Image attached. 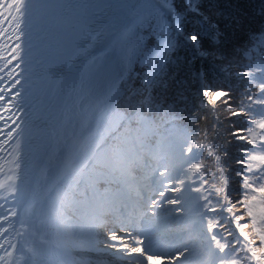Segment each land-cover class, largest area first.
<instances>
[{"label":"snow or ice","instance_id":"snow-or-ice-1","mask_svg":"<svg viewBox=\"0 0 264 264\" xmlns=\"http://www.w3.org/2000/svg\"><path fill=\"white\" fill-rule=\"evenodd\" d=\"M98 6L86 0H0V38L15 40L8 56H0L4 61L0 72L16 62L6 73L8 87H0V108L10 113L8 117L0 115L8 129L6 133L0 129V151L8 145L12 157L5 179L0 180V199L10 205L0 213V222L8 225H0V264H45L44 254L24 243L30 230L24 212L40 219L43 205L38 209L33 200L24 212L19 211L32 159L34 41L38 34L43 39L52 22L62 14L75 16L87 7ZM120 9L122 15L110 23L108 33L109 42L121 49L118 64L94 55L100 34L92 29L64 30L57 40L58 54L75 74L64 82L59 133H53L52 142L71 144L66 154L58 147L52 149L45 158L42 176L47 180L55 172L58 183L66 182L76 191L83 186L85 199L90 191L100 197L96 201L100 210L89 220L87 237L72 247L111 254L119 264H190V243L195 236L200 249L198 264H264V107L253 109V104L264 106V64L237 73L248 77L249 83L253 82V71L262 76L256 84L259 97L254 99L245 93L252 101L247 105L241 100L233 106L230 90L209 89L203 69L192 73L204 89L202 93L197 91L201 105L206 100L214 111L216 99L222 98L229 116L248 117L249 135L239 134L241 130L232 135L253 148L241 146L244 158L236 161L244 166L236 173L242 177L241 187L230 190L216 145L202 142L196 132L181 127L174 105L165 107L162 98L154 95L157 88L164 86L167 64L175 63L172 55L178 48L191 47L201 57L211 54L222 59L204 48L205 38L213 45L221 44L227 39L225 30L229 25L213 23L212 17L193 0H184L183 12L177 10L174 0H125ZM188 15L197 18V26L191 32L185 30ZM233 22L239 24L235 18ZM145 34L154 40L152 46L147 44ZM252 39L264 44V31ZM76 60L80 65L74 63ZM134 64H142L147 70L133 77ZM4 82L5 78L0 77V83ZM86 113L95 117L96 131L78 141L76 121ZM102 123L106 125L103 129ZM161 124L169 126L165 131L174 139L160 135ZM145 132L156 137L155 144L147 145ZM208 159L213 161L212 167L206 163ZM136 169L142 173L134 189L140 210L128 214L124 207L117 208L108 194L113 184L124 183ZM101 184L107 186L103 194ZM231 191L238 192L235 202ZM56 195V188L50 187L48 199ZM161 214L178 225L163 231L146 227ZM15 218H19V228ZM40 223L66 230L71 221H65L62 211L51 208ZM31 235H37L35 228ZM257 240L259 246H255ZM47 243L42 237L41 244Z\"/></svg>","mask_w":264,"mask_h":264},{"label":"trees","instance_id":"trees-1","mask_svg":"<svg viewBox=\"0 0 264 264\" xmlns=\"http://www.w3.org/2000/svg\"><path fill=\"white\" fill-rule=\"evenodd\" d=\"M199 5L205 14L212 17V22H220L221 27L226 23L229 27L225 30L227 39L219 45H213L209 38H205L204 48L209 53H214L216 57L222 56V59L214 58L213 55L207 57L199 56L195 49L191 47H180L172 55L175 63L169 62L166 67V74L163 76L164 86L157 88L154 95L162 98L165 107L173 104L178 116V124L190 131L197 133V138L205 143H212L221 156V163L225 166L229 177V189L239 190L242 177L236 175L237 171L244 168L237 164L238 159L244 158L241 146L252 150L253 145H248L246 141H239L232 133L241 130L239 134L249 135L248 117H231L223 106L222 98L216 99V108L213 111L211 105H201L200 98L197 96L199 82L193 79L192 73H199L201 69L205 73V84L211 90L224 88L230 90L233 100V106L240 104L243 100L244 105L252 103L246 98L247 95L253 98L259 97V90L256 84L261 82L260 72L253 71V82L249 83V78L237 73H244L254 69L257 65L264 64V44H258L252 39L253 35H258L264 31V0H193ZM211 3L212 7H209ZM178 11H184V0H179L176 7ZM233 18L239 21V24L233 22ZM188 23L185 30L191 32L197 26V18L188 15ZM145 40L149 46L154 44V40L145 34ZM118 64V63H116ZM133 77L142 75L146 71L142 64H134ZM139 86V81H136ZM204 90V89H203ZM200 91V90H199ZM263 106L253 104V109H260ZM252 111V110H249ZM157 123L160 124L159 119ZM168 125L161 124L160 135L165 133ZM254 127V126H253ZM259 131V130H256ZM147 145H152L156 137L151 132L143 134ZM147 147V146H146ZM225 151L227 155H224ZM209 167L213 166L211 159L206 160ZM245 174H247L245 172ZM218 182V181H217ZM107 187L100 185L101 191ZM112 188H118L113 184ZM82 187L80 193H82ZM80 199L72 205L69 213L76 215V205L82 204L86 200L82 194ZM231 198L235 202L238 199V192L231 191ZM83 213V211H80ZM64 217L69 218L67 213ZM69 221H72L69 218ZM234 228V225H233ZM250 232V229L248 230ZM238 235V233H236ZM242 239V238H241ZM259 246L257 240L256 245ZM251 264H255L252 261Z\"/></svg>","mask_w":264,"mask_h":264},{"label":"bare ground","instance_id":"bare-ground-1","mask_svg":"<svg viewBox=\"0 0 264 264\" xmlns=\"http://www.w3.org/2000/svg\"><path fill=\"white\" fill-rule=\"evenodd\" d=\"M122 15L121 9L117 11H112L108 17L105 18V23L95 32L99 33L100 37L98 40L102 41L101 47L97 50H94V55L99 57L102 61L110 62L113 57V52L116 50H121L118 44H114L109 42L108 40V33L110 32V23L117 20ZM76 65H80V61H74ZM66 71L60 75L57 79H52L50 82V89L44 91V93L49 92L55 95L52 102L49 104V110L44 121L42 130L38 136V143L35 144L34 148L32 149V159L29 162V182L26 186V195L22 201L21 207L19 211L24 212V209L27 207L29 202L35 201V207L41 208L43 205V212L41 214L40 219H33L30 218L27 212H24L25 220L29 224V233L24 238V243L28 246H34L39 251H42L46 247L52 243L51 239L46 236V232L44 231L45 228L48 227L47 223L41 224L40 220L46 219L49 209L55 208L59 209L62 208L64 204V193L61 191L60 188L57 187L58 182L56 179L55 172L49 175L48 179L45 180L42 176V168L45 162L46 156L52 151L54 147H58L61 150L62 154H66L71 141L68 144L64 142L57 144H53L52 142V135L53 133H59V121L61 119V108L64 100L63 96V88L64 82L67 81L71 76L75 74L74 69H70L68 63H65ZM81 71H85L83 67L80 69ZM96 131L95 128V117H93L90 113H86L81 115L76 121V133L77 136L75 137L78 141H83L87 137H89L92 133ZM133 176L138 177L136 179H140L142 173L139 169L133 170L131 172ZM128 182V180L126 179ZM50 187L56 188L57 195L48 199V190ZM47 200V203L44 204L43 202ZM135 209L131 210L132 212L126 211L128 214H132L137 211ZM137 213V212H136ZM15 226L19 228V218H15ZM8 225L5 224V228ZM35 228L37 235H31V230ZM11 236L12 233H9ZM44 238L48 241L47 244H41V238ZM19 255V252L15 253ZM3 255V252L1 253ZM108 258H112V260H117V258L111 254H107Z\"/></svg>","mask_w":264,"mask_h":264},{"label":"rangeland","instance_id":"rangeland-1","mask_svg":"<svg viewBox=\"0 0 264 264\" xmlns=\"http://www.w3.org/2000/svg\"><path fill=\"white\" fill-rule=\"evenodd\" d=\"M174 4L177 7L179 4V0H174ZM121 56H122L121 50H116L115 52H113V57L110 62L119 63ZM104 127H106V125L102 123L101 128L103 129ZM161 135L165 137H169L168 132H165ZM169 139H174V137H169ZM136 178L138 177L133 176V174L127 176L125 178V182L121 183V185L126 186L125 188L126 192H122L121 189H117V192H115V196L117 197L118 193L123 194L127 196L130 200L137 202L139 204V202L135 197V192H134L136 186L134 185V183H137L139 181ZM126 179L129 180V182H126ZM128 185L130 186L128 187ZM67 186L69 185L66 182L58 183L57 185V187L60 188L61 191L65 194L66 191L68 190ZM72 191L75 190L72 189ZM88 198H90L92 201H94V203H96V201L100 197L97 196V198H95L92 192H89ZM87 200L84 202V204L77 205L78 210L76 209L75 211L76 216L74 215L75 218H71L72 221L70 224H68L66 230L65 229L58 230L55 225L52 226L48 225V227L45 228L44 231L46 232V236L50 238L52 241V243L46 245V247L41 251L44 254L45 264H89V262H91V264H119L118 260H112V258L110 259V257L108 258V255L104 252H87V251H81L78 248L74 249L72 247L74 243L80 242L81 240L85 239L88 234V232H86L83 228L84 225L89 226V220L91 219V217L88 216L87 214L80 213V211L86 207H90L89 212L93 214L96 211L100 210L98 207L96 208L93 204L91 205L89 203V200L87 202ZM72 204L73 203H71L70 208L72 207ZM68 207H69L68 200L64 198V204L62 208L59 209L57 208V210L69 209ZM134 207L136 208L137 205H135ZM126 211H128V208H126ZM64 219L65 221H68L67 218ZM177 225H178L177 221H173L169 219L166 215L161 214L160 217H157L152 222L146 224V227L154 231H163L170 227L175 228ZM190 247L193 250V255L190 257V264H198V261L200 259L199 256L200 249H199V240L195 236H193L191 239ZM153 264H159V262L153 261Z\"/></svg>","mask_w":264,"mask_h":264},{"label":"water","instance_id":"water-1","mask_svg":"<svg viewBox=\"0 0 264 264\" xmlns=\"http://www.w3.org/2000/svg\"><path fill=\"white\" fill-rule=\"evenodd\" d=\"M125 2V0H123V3ZM133 2H135V0H133ZM102 45V42H99L95 47H94V50H97L99 47H101ZM200 89V92L202 93L203 89L202 88H199ZM204 104H205V101H204Z\"/></svg>","mask_w":264,"mask_h":264}]
</instances>
